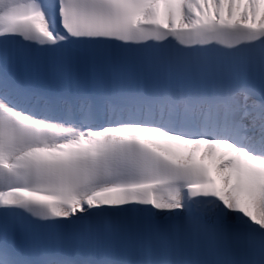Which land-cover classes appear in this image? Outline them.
Masks as SVG:
<instances>
[{"label": "snow or ice", "instance_id": "1", "mask_svg": "<svg viewBox=\"0 0 264 264\" xmlns=\"http://www.w3.org/2000/svg\"><path fill=\"white\" fill-rule=\"evenodd\" d=\"M0 264H264V0H0Z\"/></svg>", "mask_w": 264, "mask_h": 264}]
</instances>
